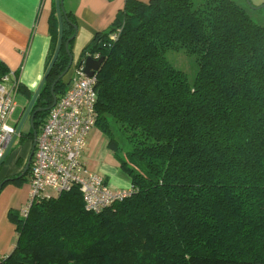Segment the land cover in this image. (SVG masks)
<instances>
[{
    "label": "trees",
    "instance_id": "1",
    "mask_svg": "<svg viewBox=\"0 0 264 264\" xmlns=\"http://www.w3.org/2000/svg\"><path fill=\"white\" fill-rule=\"evenodd\" d=\"M257 11L250 0H127L111 31L84 50L77 72L86 58H104L97 128L131 194L95 213L74 187L35 202L26 218L10 214L17 242L3 264H264V25ZM67 17L37 100L46 109L34 124L38 133L52 88L59 98L69 87V72L59 79L77 32ZM50 29L47 69L59 39L56 0ZM181 49L198 66L191 82L166 57ZM8 72L0 61V76ZM23 171L10 182H29Z\"/></svg>",
    "mask_w": 264,
    "mask_h": 264
},
{
    "label": "crops",
    "instance_id": "2",
    "mask_svg": "<svg viewBox=\"0 0 264 264\" xmlns=\"http://www.w3.org/2000/svg\"><path fill=\"white\" fill-rule=\"evenodd\" d=\"M126 1L64 0L65 12L74 17L77 26L72 49L73 66L68 76L65 77L67 84H70L71 79L74 78L84 50L98 34L111 31L117 17L123 12ZM137 1L148 2L150 0ZM250 2L259 10L264 8V0H250ZM54 3L55 0H0V61L9 72H14L18 76L21 84L19 93L24 94L28 102H31L47 70V61L53 43L50 20ZM23 110L25 112L26 109L23 108ZM103 137L108 147V139L99 130V134H95L92 140H89L88 136L86 151L89 148L96 149L97 143L102 144ZM86 151L83 154L84 159ZM23 159L21 168L29 158L24 157ZM116 163L110 157L109 167L101 165L97 170L98 175L105 177L110 187L115 190L130 189V178L124 172L125 177L118 178L119 172L113 169L114 165L120 168V164ZM17 167H19L17 162L15 167L7 168L5 171L2 169L4 165L2 166L0 187L6 179L19 175L21 169L17 170ZM6 184L0 189L1 257L10 255L17 242L16 225L12 222L10 214L22 210L30 195L29 184L23 191Z\"/></svg>",
    "mask_w": 264,
    "mask_h": 264
},
{
    "label": "built area",
    "instance_id": "3",
    "mask_svg": "<svg viewBox=\"0 0 264 264\" xmlns=\"http://www.w3.org/2000/svg\"><path fill=\"white\" fill-rule=\"evenodd\" d=\"M20 88L14 72L0 76V161L22 118L14 126L9 124L18 107L16 98ZM97 104L96 74L88 78L83 69L80 72L76 69L66 93L51 107L40 127L28 171L30 195L21 210L22 218L27 217L31 206L40 199H53L74 187L82 193L86 209L95 213L131 194L130 189L111 188L105 177L88 171L83 161L88 136L97 127ZM5 257L0 256V264Z\"/></svg>",
    "mask_w": 264,
    "mask_h": 264
},
{
    "label": "rangeland",
    "instance_id": "4",
    "mask_svg": "<svg viewBox=\"0 0 264 264\" xmlns=\"http://www.w3.org/2000/svg\"><path fill=\"white\" fill-rule=\"evenodd\" d=\"M195 1L198 2L199 0H195ZM253 14H257L255 16V19L258 22H260L262 25H264V8L260 9L259 11L255 12ZM166 57L174 67H176L177 69H179V70H181L187 74L190 82L193 80V78H195V75L198 71L197 63L195 62V59L193 57L189 56L184 49L170 50L166 53ZM16 101H17L18 107H17V110L15 111V113L13 114L12 119L9 122V124L12 126H14L19 121V119L23 113V108H26L30 103V102H28L27 97H25V95L22 94L21 92L17 95ZM31 131L33 132L32 126H31V119L28 118L27 121L25 122V124L23 125L20 136L17 138L9 156L6 159V162L4 164V168H2V169H4V171L7 170V168L9 169V168L15 167V164L17 161L19 162L18 163L19 167H17V170H18V168L21 169V166L24 162L23 158L24 157L29 158L30 153H31L30 149H31V147L33 148V145H31V143L28 140L23 139V137L30 138V136L28 134L31 133ZM95 134H99V128H94L90 132L89 140H92ZM105 140L106 139L103 137L102 144L97 143L96 149L89 148L86 151L85 159L83 157V160L87 165V170L94 173V174H98L97 170L101 165L109 167L110 157L114 163H116V162L118 163L117 157L110 150V148H108L107 145H105ZM113 169L115 171L119 172L118 178L125 177L121 168L114 165ZM11 177L12 178H10V179H13L14 176H11ZM28 184H29L28 180H27V178H25L24 181H20L19 183L9 182L6 185H8V186L12 185V186L23 191L27 188ZM14 212H16L18 215L21 216V210L20 211H14Z\"/></svg>",
    "mask_w": 264,
    "mask_h": 264
},
{
    "label": "water",
    "instance_id": "5",
    "mask_svg": "<svg viewBox=\"0 0 264 264\" xmlns=\"http://www.w3.org/2000/svg\"><path fill=\"white\" fill-rule=\"evenodd\" d=\"M56 11H57V17H58V21H59V39H58V44H57V48H56V51H55V54L52 58V61L48 67V69L46 70V73L43 77V79L41 80L36 92L34 93L33 95V98L31 100V102L29 103L28 107L26 108L18 126H17V129H16V134L14 135L13 137V140L9 146V148L7 149V152L5 154V156L3 157V159L0 161V168H2V166L5 164L6 162V159L7 157L9 156L17 138L20 136V133L22 131V128H23V125L25 124L31 110L35 107L36 105V102L41 94V91L42 89L44 88L45 84H46V81L47 79L49 78V75L52 71V69L54 68L57 60H58V57L60 55V52L62 50V47H63V44H64V21H67L68 22V17L66 15V12H65V8H64V0H56ZM76 30H77V26H75ZM72 40V38L70 39V41ZM103 46V43H101V48ZM66 49L68 48V43L65 45ZM104 62V58H99V59H94L93 57H88L86 58V60L84 61V63L82 64L83 65V74L88 77V78H91L93 77L97 72L98 70L100 69V67L102 66ZM73 66V56L71 55V61H70V64H69V67L67 69L66 72H64L59 79H62L69 71L70 69L72 68ZM78 67V66H77ZM52 95H53V106H55L57 100H58V97L55 95V92H54V87L52 88ZM40 111H46V109H40V110H37L36 113H39ZM31 126H32V130H33V136H34V142H33V148H32V151H31V154L29 156V160L25 166V169L21 175L24 176L25 174L28 173L29 171V168H30V165H31V160H32V157H33V153H34V149H35V146H36V142H37V138H38V133L35 129V126H34V118L31 119ZM17 179H19V177L17 176L16 177ZM12 179H6L0 189L2 188L3 185H5L6 183L10 182Z\"/></svg>",
    "mask_w": 264,
    "mask_h": 264
},
{
    "label": "flooded vegetation",
    "instance_id": "6",
    "mask_svg": "<svg viewBox=\"0 0 264 264\" xmlns=\"http://www.w3.org/2000/svg\"><path fill=\"white\" fill-rule=\"evenodd\" d=\"M28 107V106H27ZM26 107V108H27ZM25 108V109H26ZM40 109H45V108H43V107H39L38 106V103L36 102V105H35V107L31 110V112H30V114H29V116H28V118H30V119H32V118H34V124L36 123V122H38V121H40V119H41V117H40V115L43 113V111H40L39 113H36V111L37 110H40ZM27 118V119H28ZM27 121V120H26ZM35 126V125H34ZM36 129V128H35ZM36 131H37V129H36ZM31 133H32V135H31ZM31 133H29L28 135L30 136V138H25V137H23V139H25V140H28L30 143H32L33 141H34V136H33V132L31 131ZM37 133H38V131H37ZM38 135H39V133H38ZM32 151V150H31ZM30 151V152H31ZM31 154V153H30ZM29 160V159H28ZM28 160H27V162H28ZM27 162L25 163V165L21 168V170L20 171H22V169L23 168H25V166H26V164H27ZM19 162L17 161V164H18ZM24 170V169H23ZM21 173V172H20ZM15 178V177H14ZM10 179V178H9Z\"/></svg>",
    "mask_w": 264,
    "mask_h": 264
}]
</instances>
